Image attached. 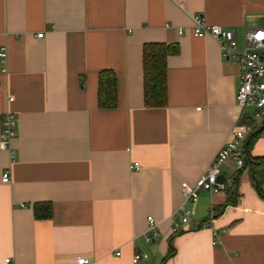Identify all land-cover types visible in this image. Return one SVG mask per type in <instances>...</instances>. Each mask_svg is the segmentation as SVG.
<instances>
[{
	"label": "crops",
	"instance_id": "0c3cea01",
	"mask_svg": "<svg viewBox=\"0 0 264 264\" xmlns=\"http://www.w3.org/2000/svg\"><path fill=\"white\" fill-rule=\"evenodd\" d=\"M197 13L238 37L264 28V0H0V119L9 110L19 122L11 148L0 138V264H134L141 251L135 264H264V121L243 143L259 179L228 161L236 204L216 214L227 190L200 191L172 232L182 188L252 121L237 102L239 67L194 34ZM158 43L179 49L167 58V105L150 107L144 45ZM102 70L117 76L116 108L99 106ZM35 204L52 214L36 217ZM149 215L159 236L148 243Z\"/></svg>",
	"mask_w": 264,
	"mask_h": 264
},
{
	"label": "built area",
	"instance_id": "2783aa9c",
	"mask_svg": "<svg viewBox=\"0 0 264 264\" xmlns=\"http://www.w3.org/2000/svg\"><path fill=\"white\" fill-rule=\"evenodd\" d=\"M192 30L197 36L211 35L221 47L222 58L231 64L239 67L240 83L237 92V102L242 108L250 107L253 112L251 114L252 121L241 127L234 129L232 139L227 142L217 153L211 167L201 176L195 184L185 185L182 188L183 202L179 207L178 221L175 222L172 232L177 234L183 225L190 222V218L195 212V204L199 201L200 191H209L212 194L221 193L226 190V183L219 182L220 174H222V166L228 161H235L239 168L246 165L244 156L243 143L252 136L256 129L264 121V28L246 27L240 40L236 31L227 29L216 24H209L206 17L201 13L194 14ZM41 32L38 37H43ZM7 50L4 46L0 47V63L3 65L2 71L6 72ZM3 86L0 85V88ZM9 102L14 101L11 96ZM200 109V108H199ZM2 126L0 131L1 145L5 148H11V143L18 133L19 122L17 114L12 111H5L1 114L0 119ZM141 164L137 161L131 165V170H139ZM11 179L10 170H6L2 174L4 183H9ZM149 221V231L146 234L147 242L154 241L159 235L157 223L152 215L147 218ZM213 244L217 245L221 233L214 231ZM147 257L146 253L139 252L135 255L133 263L139 259ZM79 264H89L86 257L78 258Z\"/></svg>",
	"mask_w": 264,
	"mask_h": 264
},
{
	"label": "trees",
	"instance_id": "16d2710c",
	"mask_svg": "<svg viewBox=\"0 0 264 264\" xmlns=\"http://www.w3.org/2000/svg\"><path fill=\"white\" fill-rule=\"evenodd\" d=\"M144 49V75H145V103L150 107L166 106L168 102V60L170 55L178 51V45H167L163 43L145 44ZM99 83V106L101 108H116L117 102V76L112 70H102ZM246 165L243 169L250 168L255 180L259 179L257 161L245 159ZM237 176L232 183H226L225 189L228 193V200L225 205L216 209V214H221L226 205L236 204L239 192ZM41 206L35 204V215L38 218H47L52 214L50 204H46L44 212L39 209ZM175 252L172 249L170 254Z\"/></svg>",
	"mask_w": 264,
	"mask_h": 264
},
{
	"label": "water",
	"instance_id": "95a60500",
	"mask_svg": "<svg viewBox=\"0 0 264 264\" xmlns=\"http://www.w3.org/2000/svg\"><path fill=\"white\" fill-rule=\"evenodd\" d=\"M263 128H264V124H263V126H261V127L258 129L257 133L262 132V131H263ZM246 158H247V160L250 159V155H249V151H248V149H247V151H246ZM219 182L226 183V176L223 175V174H220Z\"/></svg>",
	"mask_w": 264,
	"mask_h": 264
},
{
	"label": "rangeland",
	"instance_id": "374dc122",
	"mask_svg": "<svg viewBox=\"0 0 264 264\" xmlns=\"http://www.w3.org/2000/svg\"><path fill=\"white\" fill-rule=\"evenodd\" d=\"M239 39L241 40V39H242V37H239ZM230 161H232V160H230Z\"/></svg>",
	"mask_w": 264,
	"mask_h": 264
}]
</instances>
